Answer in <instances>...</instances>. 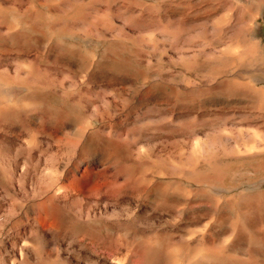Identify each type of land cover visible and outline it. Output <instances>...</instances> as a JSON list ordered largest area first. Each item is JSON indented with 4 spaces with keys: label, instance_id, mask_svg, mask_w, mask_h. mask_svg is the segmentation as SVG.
<instances>
[{
    "label": "rangeland",
    "instance_id": "rangeland-1",
    "mask_svg": "<svg viewBox=\"0 0 264 264\" xmlns=\"http://www.w3.org/2000/svg\"><path fill=\"white\" fill-rule=\"evenodd\" d=\"M0 140L38 174L124 169L112 257L264 264V0H0Z\"/></svg>",
    "mask_w": 264,
    "mask_h": 264
},
{
    "label": "bare ground",
    "instance_id": "bare-ground-1",
    "mask_svg": "<svg viewBox=\"0 0 264 264\" xmlns=\"http://www.w3.org/2000/svg\"><path fill=\"white\" fill-rule=\"evenodd\" d=\"M6 144L7 149L13 146L10 141ZM22 150L23 147L21 153ZM2 152L0 189L4 199L0 200V264H134L131 259L112 257L91 233L95 222L127 228L138 225L140 218L130 206L133 182L127 179L117 184L125 174L123 168L115 170L109 178L110 168L99 172L87 165L81 170L82 159L71 166L49 165L38 174L30 158H24L20 164L25 168L21 169L16 158L10 162L6 154L3 160ZM26 163L32 165L31 169ZM5 200L11 202L4 210ZM140 261L139 264H147L146 259Z\"/></svg>",
    "mask_w": 264,
    "mask_h": 264
}]
</instances>
